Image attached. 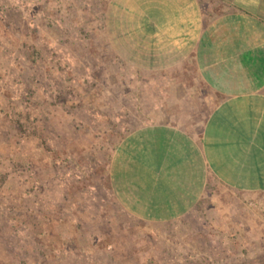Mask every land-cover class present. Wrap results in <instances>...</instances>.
<instances>
[{
    "label": "rangeland",
    "instance_id": "1",
    "mask_svg": "<svg viewBox=\"0 0 264 264\" xmlns=\"http://www.w3.org/2000/svg\"><path fill=\"white\" fill-rule=\"evenodd\" d=\"M144 14L135 0H0V264H264V192L212 182L192 212L151 222L112 190L117 140L165 121L139 116L161 104L135 67L152 62Z\"/></svg>",
    "mask_w": 264,
    "mask_h": 264
},
{
    "label": "crops",
    "instance_id": "2",
    "mask_svg": "<svg viewBox=\"0 0 264 264\" xmlns=\"http://www.w3.org/2000/svg\"><path fill=\"white\" fill-rule=\"evenodd\" d=\"M136 3L150 13L135 19L152 62L135 67L151 73L143 83L161 100L139 116L160 112L165 121L144 122L117 140L109 161L114 194L129 213L159 222L192 212L213 183L263 193L264 0Z\"/></svg>",
    "mask_w": 264,
    "mask_h": 264
}]
</instances>
